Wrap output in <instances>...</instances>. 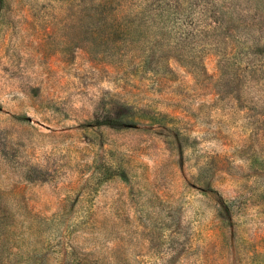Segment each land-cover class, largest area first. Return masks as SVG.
<instances>
[{
    "label": "rangeland",
    "instance_id": "obj_1",
    "mask_svg": "<svg viewBox=\"0 0 264 264\" xmlns=\"http://www.w3.org/2000/svg\"><path fill=\"white\" fill-rule=\"evenodd\" d=\"M200 1L228 50L178 0H0V264H264V0Z\"/></svg>",
    "mask_w": 264,
    "mask_h": 264
},
{
    "label": "trees",
    "instance_id": "obj_2",
    "mask_svg": "<svg viewBox=\"0 0 264 264\" xmlns=\"http://www.w3.org/2000/svg\"><path fill=\"white\" fill-rule=\"evenodd\" d=\"M130 1L136 2L135 4L139 7L134 8L131 11H128L126 9L120 10L118 12V19H120L122 16H125V15L132 16V17H140V16L143 17L142 9H141L142 7L140 5L146 4L148 0H129V2ZM178 1H180V5L183 6V8L185 9V12H181V14L183 13L184 15L185 13H188L189 14L188 18L193 19L191 20L192 24H195L196 26H202L203 29H206L209 32L208 36L210 35L213 36L207 41L205 40V42L202 41L201 43L195 45V47H198L200 49L209 47V46L217 48L222 42L226 41L225 42L226 50L229 49L228 41H231V42L233 41L228 40V39L233 37L234 34L233 33L227 34V32L223 33L221 31L223 27L222 20H220L219 18H214V16L212 15L209 16L207 9L204 8L205 6L201 5L202 2L200 0H197L196 2H193V0H178ZM122 7H125V4ZM153 9H155V7H153ZM172 14L180 15V12L174 11L172 12ZM183 15L181 16L182 18L184 17ZM170 19L172 23H175L176 21H178V20H173L171 17ZM209 20H211V22H209ZM183 22L185 23V21ZM197 31H199L200 33V32H204L205 30L203 31L197 30ZM193 49H194V46H193ZM261 51L264 53L263 49ZM148 54L149 55L147 56L145 55V57L149 58V57L154 56V54L152 53L150 54V52ZM190 56L191 57L186 58V59L179 58V60L184 61L186 65H188L194 73H197V74L199 73V75L200 73L203 74L206 69L203 57L197 54L190 55ZM128 116L129 114L126 112H122V113L118 112L116 114H114L113 112H105L99 118H97L93 122L92 125H98V126L104 125V126H110L113 128H122L127 124ZM201 189L205 193L208 192L215 196L216 205H217V213L222 218L229 219L230 217L234 215L236 211H238V209H240L243 206V202L240 198L238 197L225 198L222 194L219 193L218 190L212 188V186H207L206 188H201ZM65 259H68V260H65L66 261L65 264H70L69 263L70 259L68 258V256H65Z\"/></svg>",
    "mask_w": 264,
    "mask_h": 264
}]
</instances>
